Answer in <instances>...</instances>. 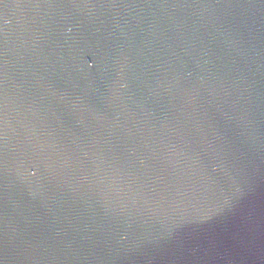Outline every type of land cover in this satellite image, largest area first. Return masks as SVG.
Returning <instances> with one entry per match:
<instances>
[{"label":"water","instance_id":"95a60500","mask_svg":"<svg viewBox=\"0 0 264 264\" xmlns=\"http://www.w3.org/2000/svg\"><path fill=\"white\" fill-rule=\"evenodd\" d=\"M0 264H264V0H0Z\"/></svg>","mask_w":264,"mask_h":264}]
</instances>
